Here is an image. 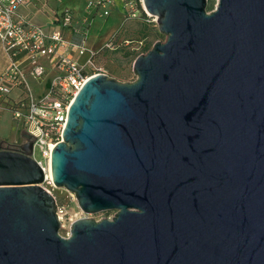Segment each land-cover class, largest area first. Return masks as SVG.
<instances>
[{
    "label": "water",
    "instance_id": "water-1",
    "mask_svg": "<svg viewBox=\"0 0 264 264\" xmlns=\"http://www.w3.org/2000/svg\"><path fill=\"white\" fill-rule=\"evenodd\" d=\"M208 2L143 0L164 42L69 108L52 184L113 218L61 236L32 136L0 146V264H264V0Z\"/></svg>",
    "mask_w": 264,
    "mask_h": 264
},
{
    "label": "built area",
    "instance_id": "built-area-1",
    "mask_svg": "<svg viewBox=\"0 0 264 264\" xmlns=\"http://www.w3.org/2000/svg\"><path fill=\"white\" fill-rule=\"evenodd\" d=\"M26 1L0 0V45L9 60L7 67L0 73V108L10 110L13 119L23 128L24 133L32 136L34 159L37 161L35 152L39 151V156L49 161L52 149L61 141L67 114L75 96L89 78L97 74L107 75V72L94 62V54L90 55L84 66L66 56L55 59L61 48L71 47L79 56L87 54L85 37L77 44H70L63 38L60 30L48 33L29 23L18 13L19 7ZM123 2L130 16L135 17L141 10L156 24L155 18L146 13L143 0ZM87 7L91 9L93 4L89 3ZM104 15L108 13L105 12ZM72 19V13L65 12L59 20L61 29L69 27ZM106 49L112 50L113 46L107 44ZM42 60L52 62L55 76L48 82L45 91L37 95L29 87L26 77L31 76L40 81L45 76L47 69ZM24 66H28V73L24 72ZM15 89H22L23 93L13 99L10 93ZM37 162L42 166L41 162ZM42 168L45 172L42 186L55 197L47 168ZM55 199L61 228L68 225L65 238L69 236L70 227L75 221L92 218L79 209L73 194L66 192L65 202L61 204L58 198ZM70 206L76 209L74 216L68 211Z\"/></svg>",
    "mask_w": 264,
    "mask_h": 264
},
{
    "label": "crops",
    "instance_id": "crops-1",
    "mask_svg": "<svg viewBox=\"0 0 264 264\" xmlns=\"http://www.w3.org/2000/svg\"><path fill=\"white\" fill-rule=\"evenodd\" d=\"M89 3L93 4L91 9L87 7ZM67 11L73 12L72 18L74 14L77 19L75 20L73 18L69 27L61 29L59 20ZM105 12L108 15H104ZM18 13L26 21L41 27L48 33L60 30L63 38L70 44L79 43L82 37H85V40L87 38L93 39L88 43L86 41L87 54L84 56H79L70 47L67 49L61 48L54 57L55 59H59L62 56H66L76 61L80 66L86 64L91 54H94V62L96 64L102 61L103 58H110L113 53L105 50L107 44L119 42L121 44L119 51H132L134 49L133 47L137 44L136 40L143 37L144 33L149 36L147 37V43L152 42L154 44L160 41L157 25L152 23L141 10L135 17L130 16L123 0H27L19 7ZM95 20H98L101 24V28L98 31L97 28L95 30L91 28V21L94 22ZM91 30L93 34H91ZM126 41L127 43H125ZM42 61L48 67L47 71L51 72L54 77L55 72L52 70V62H48L47 60ZM8 62V57L0 45V73L7 67ZM49 81L47 80L44 85L38 86L37 88L44 92ZM33 92L36 94V89ZM13 95L12 93L11 97L13 99L19 97H15V95L13 97ZM37 95H40V93H37ZM4 109L2 107L0 108V110ZM4 117L5 115L0 114V122ZM10 124L13 125L12 123ZM20 132L22 134L24 130L19 125L16 128L15 136L10 140H7L4 137L5 134L0 132V141L9 142L10 144L18 143L17 135Z\"/></svg>",
    "mask_w": 264,
    "mask_h": 264
},
{
    "label": "rangeland",
    "instance_id": "rangeland-1",
    "mask_svg": "<svg viewBox=\"0 0 264 264\" xmlns=\"http://www.w3.org/2000/svg\"><path fill=\"white\" fill-rule=\"evenodd\" d=\"M216 4H217V0H214V6H216ZM73 18L75 20L77 19L74 16V14H73ZM91 24H92V27H91L92 30H95L97 28V31H98L99 28H101V24L99 23L98 20H95L94 22L91 21ZM92 30H91V34H93ZM87 37H88V35H87ZM159 39H160V41L164 42L165 37L160 35ZM92 40L93 39L87 38L86 41L88 43V42H91ZM140 47H141L140 44L139 45L136 44L133 47L134 49H132V51L134 53L137 52L136 53L137 56L143 54L140 50ZM119 50H120V48H117L115 51L112 52L113 54L111 55L110 58H103L102 61H100L97 64L102 69H104L107 72V75L110 76L111 78H114V79H116L122 83H130V82L135 80V77L133 74V65H134V62H135L137 57L131 51H124V50L119 51ZM46 69L48 70V67H46ZM24 72L25 73L29 72L28 66H24ZM52 78H53V74L49 71H46L45 76L40 81H37L36 79L32 78L31 76H27L26 81H27V83L30 86L32 91H34L36 89V92L41 94V92H43V90L38 89L37 87L44 85L47 80H51ZM12 93L15 95V97L20 96L23 93V90L22 89H15L10 93V96L12 95ZM14 95H13V97H14ZM0 114L5 115L3 120L0 122V132L5 134V135L4 134L3 135L7 140H10L15 136L16 128L19 127V124L13 119L12 112L10 110H6V109L0 110ZM10 123H12L13 125H11ZM20 134H21V132L17 135L18 141L20 140ZM39 155H40L39 151H36L35 157H36L37 161L41 162L42 166L44 168H47L48 167V160L39 156ZM52 193L55 195L56 198L61 200L62 203L65 202V194H66L65 190L53 188ZM68 211L70 213H72L71 216H74V214L76 213V209L74 208V206H70ZM114 215H115V212L112 211V212L101 213V214L90 216V217H92V219H95V220H102V219H108L111 217L113 218ZM67 232H68V225H65L64 228L60 229V235L63 237L66 236Z\"/></svg>",
    "mask_w": 264,
    "mask_h": 264
},
{
    "label": "trees",
    "instance_id": "trees-1",
    "mask_svg": "<svg viewBox=\"0 0 264 264\" xmlns=\"http://www.w3.org/2000/svg\"><path fill=\"white\" fill-rule=\"evenodd\" d=\"M214 7H215L214 6V0H209L207 10L208 11H212L214 9ZM139 9H140V7H139ZM147 37H149L148 34L144 33L143 37H141L140 39L138 38V40H136V43L138 45L139 44L140 45L142 44L141 47H140V50H141L142 53H146L152 47V45H153L152 42L147 43L148 42V40H147L148 38ZM154 37H155V35H154ZM159 37H160V35L158 36V38ZM125 43H127V41ZM111 45L113 46V49L112 50H109V49H105V50H107L108 52H113V51H115L117 48H119L121 46V44L119 42L111 43ZM131 52H133V51H131ZM136 53L137 52H135L134 54L136 55V57H138ZM61 203H62V201L59 200V204H61Z\"/></svg>",
    "mask_w": 264,
    "mask_h": 264
},
{
    "label": "flooded vegetation",
    "instance_id": "flooded-vegetation-1",
    "mask_svg": "<svg viewBox=\"0 0 264 264\" xmlns=\"http://www.w3.org/2000/svg\"><path fill=\"white\" fill-rule=\"evenodd\" d=\"M23 134V133H22ZM22 134L20 135V140L18 143H15L13 145V147L11 146L12 144H10L9 142H3V141H0V146L3 148V149H13V150H16L17 149V145H23L25 144V140H23L21 137H22Z\"/></svg>",
    "mask_w": 264,
    "mask_h": 264
},
{
    "label": "bare ground",
    "instance_id": "bare-ground-1",
    "mask_svg": "<svg viewBox=\"0 0 264 264\" xmlns=\"http://www.w3.org/2000/svg\"><path fill=\"white\" fill-rule=\"evenodd\" d=\"M47 175L50 177V166H49V161H48V167H47Z\"/></svg>",
    "mask_w": 264,
    "mask_h": 264
}]
</instances>
